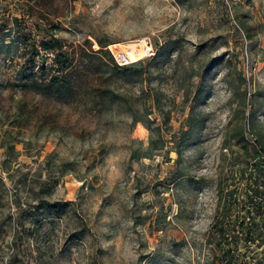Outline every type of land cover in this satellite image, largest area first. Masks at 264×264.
Returning a JSON list of instances; mask_svg holds the SVG:
<instances>
[{"label":"rangeland","instance_id":"obj_1","mask_svg":"<svg viewBox=\"0 0 264 264\" xmlns=\"http://www.w3.org/2000/svg\"><path fill=\"white\" fill-rule=\"evenodd\" d=\"M0 24L36 63L54 32L73 78L35 92L0 54V264H264V0H0Z\"/></svg>","mask_w":264,"mask_h":264},{"label":"trees","instance_id":"obj_2","mask_svg":"<svg viewBox=\"0 0 264 264\" xmlns=\"http://www.w3.org/2000/svg\"><path fill=\"white\" fill-rule=\"evenodd\" d=\"M5 28L6 26L0 24V54L2 59L19 55L18 64L23 73L18 75L16 71L15 78H19L24 87L35 92L52 94L60 98L68 97L73 88L72 57L67 49L62 48L60 38L54 32L45 29L40 46L49 50L52 56L47 64L43 59L36 63L37 48L32 45L26 54H16L15 45L22 35L18 31L11 33L9 28L4 30ZM109 61H112L110 55ZM262 168L264 170V166Z\"/></svg>","mask_w":264,"mask_h":264},{"label":"bare ground","instance_id":"obj_3","mask_svg":"<svg viewBox=\"0 0 264 264\" xmlns=\"http://www.w3.org/2000/svg\"><path fill=\"white\" fill-rule=\"evenodd\" d=\"M123 52L124 51H118V52H116V54L123 57V58H134L135 56H138L137 51H133L130 53H128V52L123 53Z\"/></svg>","mask_w":264,"mask_h":264},{"label":"built area","instance_id":"obj_4","mask_svg":"<svg viewBox=\"0 0 264 264\" xmlns=\"http://www.w3.org/2000/svg\"><path fill=\"white\" fill-rule=\"evenodd\" d=\"M149 48V47H148Z\"/></svg>","mask_w":264,"mask_h":264}]
</instances>
